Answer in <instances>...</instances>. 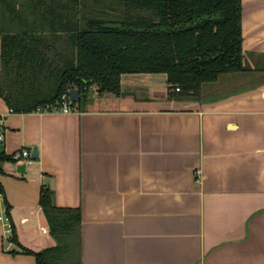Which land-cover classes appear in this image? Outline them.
Here are the masks:
<instances>
[{"label":"crops","instance_id":"crops-1","mask_svg":"<svg viewBox=\"0 0 264 264\" xmlns=\"http://www.w3.org/2000/svg\"><path fill=\"white\" fill-rule=\"evenodd\" d=\"M40 7L0 0V72L3 37L37 24ZM242 35L246 71L197 98L165 74H124L119 96L93 94L98 106L8 115L6 153L39 157L25 174L0 170L18 240L0 222V264H38L22 250L56 246L44 187L81 214L76 264H264V0H242Z\"/></svg>","mask_w":264,"mask_h":264},{"label":"trees","instance_id":"trees-1","mask_svg":"<svg viewBox=\"0 0 264 264\" xmlns=\"http://www.w3.org/2000/svg\"><path fill=\"white\" fill-rule=\"evenodd\" d=\"M38 1L39 22L2 41L0 97L15 113L56 106L72 89L81 94L73 110H83L90 93L119 96L124 74H165L189 100L222 75L246 71L242 0ZM39 203L56 246L22 252L38 264H76L80 212L58 208L48 187ZM10 241L18 243L15 230Z\"/></svg>","mask_w":264,"mask_h":264},{"label":"built area","instance_id":"built-area-1","mask_svg":"<svg viewBox=\"0 0 264 264\" xmlns=\"http://www.w3.org/2000/svg\"><path fill=\"white\" fill-rule=\"evenodd\" d=\"M176 91H180L179 88H176ZM70 91L64 93L62 95L61 101L56 104V106H46L44 109L38 108L35 112H61L64 114L72 113L74 110L72 108V101L70 100ZM15 114V111L13 108H9L6 113L0 114V159L2 156H5L7 158L6 161H11L16 165L19 166H26V168H30L35 163V158L33 157V152L31 149L23 148L21 150L13 152L11 155H8L5 151V145H6V128H5V119L8 115ZM0 161V166L4 165L6 162ZM0 222H2L5 226L6 234L12 235L14 231L13 222L11 220L10 215L8 214L7 204L4 196L3 187L0 183ZM46 231V230H44Z\"/></svg>","mask_w":264,"mask_h":264},{"label":"rangeland","instance_id":"rangeland-1","mask_svg":"<svg viewBox=\"0 0 264 264\" xmlns=\"http://www.w3.org/2000/svg\"><path fill=\"white\" fill-rule=\"evenodd\" d=\"M213 84L214 83H210V84H207L206 86H209V87H207V88H210V87H212L213 86ZM205 86V85H204ZM238 88L237 87H235V86H230L229 88H228V90H226L224 93H228V91H235V90H237ZM214 91H216V92H214ZM213 91V93L212 94H217V92H219V91H217V90H214ZM176 92V91H175ZM104 95H107V97L106 98H113V97H115V95H113V94H104ZM202 95L203 96H206L207 98L209 97V95L210 94H206V92L205 93H202ZM88 103L86 104V107L88 108V107H95V106H98V103H94V101H95V99L96 98H94V96H93V94L92 93H90L89 94V96H88ZM100 107H104V105H101L100 104ZM33 167V166H32ZM31 167V168H32Z\"/></svg>","mask_w":264,"mask_h":264},{"label":"water","instance_id":"water-1","mask_svg":"<svg viewBox=\"0 0 264 264\" xmlns=\"http://www.w3.org/2000/svg\"><path fill=\"white\" fill-rule=\"evenodd\" d=\"M70 100L72 101V103H79L80 100H81V94H80V91L78 89H72L70 90ZM33 157L35 159H38L39 157V152H38V148L37 147H34L33 149ZM18 171L21 173V174H25L26 172V166H19L18 167Z\"/></svg>","mask_w":264,"mask_h":264}]
</instances>
